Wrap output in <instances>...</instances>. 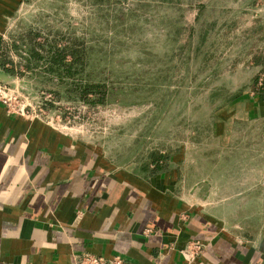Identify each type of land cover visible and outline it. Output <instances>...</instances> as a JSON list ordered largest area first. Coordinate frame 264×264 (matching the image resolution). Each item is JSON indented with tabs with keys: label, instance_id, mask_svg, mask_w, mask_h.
Segmentation results:
<instances>
[{
	"label": "rangeland",
	"instance_id": "1",
	"mask_svg": "<svg viewBox=\"0 0 264 264\" xmlns=\"http://www.w3.org/2000/svg\"><path fill=\"white\" fill-rule=\"evenodd\" d=\"M0 71L7 110L101 158L170 162L173 198L263 228L264 0H20ZM87 84L101 101L79 97Z\"/></svg>",
	"mask_w": 264,
	"mask_h": 264
},
{
	"label": "crops",
	"instance_id": "2",
	"mask_svg": "<svg viewBox=\"0 0 264 264\" xmlns=\"http://www.w3.org/2000/svg\"><path fill=\"white\" fill-rule=\"evenodd\" d=\"M19 2L0 0V35ZM39 120L0 102V264H75L81 251L137 264H264V225L254 238L219 201L173 198L170 162L101 158Z\"/></svg>",
	"mask_w": 264,
	"mask_h": 264
},
{
	"label": "built area",
	"instance_id": "3",
	"mask_svg": "<svg viewBox=\"0 0 264 264\" xmlns=\"http://www.w3.org/2000/svg\"><path fill=\"white\" fill-rule=\"evenodd\" d=\"M194 246L198 247L199 245L194 244ZM73 259L75 261V264H137L117 254L111 256H103L86 251H81L77 254H73Z\"/></svg>",
	"mask_w": 264,
	"mask_h": 264
},
{
	"label": "trees",
	"instance_id": "4",
	"mask_svg": "<svg viewBox=\"0 0 264 264\" xmlns=\"http://www.w3.org/2000/svg\"><path fill=\"white\" fill-rule=\"evenodd\" d=\"M29 52L31 53V56H34L36 59H38V57H39V55H37L38 52H36L33 49L29 50ZM59 52H61V51H57L56 55H58ZM61 58H63V54H62V57H57L56 58L57 63L59 62L58 59H61ZM255 81L256 80H253V83H252L253 86L256 85ZM254 89H255L258 97L260 99H263L264 98V81L262 83H260L259 87H255ZM79 92H80L79 97L82 98V99L86 98L87 95H91L92 94V95H95L97 97V99H100V101H101V99L103 97V94H104V92L96 84L82 85L80 87V89H79ZM234 96H237V94H235Z\"/></svg>",
	"mask_w": 264,
	"mask_h": 264
},
{
	"label": "water",
	"instance_id": "5",
	"mask_svg": "<svg viewBox=\"0 0 264 264\" xmlns=\"http://www.w3.org/2000/svg\"><path fill=\"white\" fill-rule=\"evenodd\" d=\"M9 76H7L4 72L0 71V80H9Z\"/></svg>",
	"mask_w": 264,
	"mask_h": 264
}]
</instances>
